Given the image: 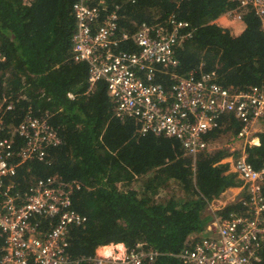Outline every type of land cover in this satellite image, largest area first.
Instances as JSON below:
<instances>
[{
  "label": "trees",
  "instance_id": "obj_1",
  "mask_svg": "<svg viewBox=\"0 0 264 264\" xmlns=\"http://www.w3.org/2000/svg\"><path fill=\"white\" fill-rule=\"evenodd\" d=\"M78 1L0 0L1 137L11 138L14 149H19L23 142L9 131L30 113L46 120L62 140L43 161L20 165L14 182L22 191L29 181L48 176L81 185L72 204L86 222L71 227L68 235L67 252L75 264H90L96 250L110 244H123L126 250L143 244V249L160 254L150 264H182L175 255L193 237L206 235L212 222L205 205L241 186L223 162L239 154L224 148L193 159L175 139L138 134L136 118L114 117L105 84L99 82L88 92V66L72 59L73 5ZM103 1L106 12L101 18L118 6L119 33L129 37L141 24L151 26L169 15L195 29V35L175 49L177 76L202 66L215 73L224 88L244 90L264 84V33L253 11L242 16V29L232 34L208 25L236 7L231 0ZM119 48L135 51L136 46L128 38ZM154 83L169 91L173 82L157 73ZM240 127L233 117L224 118L207 139L212 143L223 134L232 137ZM258 140V146H246L244 153L246 162L261 172L264 134ZM137 179L145 183L135 185ZM261 191L264 201V185ZM237 210L241 211L240 205L232 203L217 214L225 217ZM261 261L264 264V253Z\"/></svg>",
  "mask_w": 264,
  "mask_h": 264
},
{
  "label": "built area",
  "instance_id": "obj_2",
  "mask_svg": "<svg viewBox=\"0 0 264 264\" xmlns=\"http://www.w3.org/2000/svg\"><path fill=\"white\" fill-rule=\"evenodd\" d=\"M231 2L236 7L208 25L216 24L237 34L242 29V16L251 10L264 33V0ZM118 10L115 6L101 18L106 12L103 0L94 6L86 4V0L73 5L76 30L72 59L88 66V92L99 82L105 84L114 117L120 121L136 118L140 123L138 134L175 139L193 159L199 153L212 151L207 138L221 127L224 118L233 117L241 124L226 145L231 154L239 156L225 161L241 182L240 196L234 201L241 211H232L225 217L212 215L207 235L188 241L176 257L182 264H262L264 171L257 172L246 162L244 148L257 146L258 135L264 134V84L244 90L224 88L216 74L204 71L202 66L177 76L175 49L192 38L195 29L187 21L169 15L151 26L141 24L129 37L119 33ZM128 38L136 46L135 51L119 48ZM157 73L169 76L173 82L169 91L154 83ZM10 108V104L6 106V110ZM3 130L0 121V264H75L67 252L68 235L71 227H83L86 222L72 204L81 185L48 176L29 181L22 191L14 182L20 165L43 161L47 151L60 146L62 140L46 120L30 113L9 131L23 142L19 149H14L11 138L1 137ZM216 202L218 199L212 200L205 208L222 211L226 207L221 204L217 209ZM159 255L136 244L130 250L124 247L107 255L98 249L88 262L150 264Z\"/></svg>",
  "mask_w": 264,
  "mask_h": 264
},
{
  "label": "crops",
  "instance_id": "obj_3",
  "mask_svg": "<svg viewBox=\"0 0 264 264\" xmlns=\"http://www.w3.org/2000/svg\"><path fill=\"white\" fill-rule=\"evenodd\" d=\"M240 191H241L240 187L229 188L218 198V203L217 202L216 203L220 206L221 204H226V205L232 204V202L240 196ZM106 248H109V249L112 248V250L122 251L124 249V246L123 244H110L108 246L101 247L99 249V252L106 253L108 250Z\"/></svg>",
  "mask_w": 264,
  "mask_h": 264
},
{
  "label": "rangeland",
  "instance_id": "obj_4",
  "mask_svg": "<svg viewBox=\"0 0 264 264\" xmlns=\"http://www.w3.org/2000/svg\"><path fill=\"white\" fill-rule=\"evenodd\" d=\"M216 25V24H215ZM225 26L227 27L228 25L225 24ZM234 34V33H233ZM230 134H223L221 135L218 139L214 140L211 144H210V149L213 150H219L222 149L223 147L226 148V145L229 143V141L231 140L232 137H229ZM134 181L136 179H133ZM137 183L135 185H143L145 183V179H137ZM168 187H172V186H168ZM169 192H171V188L169 189ZM221 206H219L218 204H215V208L219 209ZM209 213H211L210 210H208ZM208 212H206L207 214H209ZM220 212V211H218ZM211 216V214H209ZM212 218V216H211ZM201 235L199 236H195V239L200 238ZM124 246V245H123ZM125 247V246H124Z\"/></svg>",
  "mask_w": 264,
  "mask_h": 264
},
{
  "label": "clouds",
  "instance_id": "obj_5",
  "mask_svg": "<svg viewBox=\"0 0 264 264\" xmlns=\"http://www.w3.org/2000/svg\"><path fill=\"white\" fill-rule=\"evenodd\" d=\"M234 136H235V135H234ZM234 136H232V138H233ZM232 138H231V139H232ZM257 146H258V145H257ZM223 149H224V148L219 149V150H223ZM228 158H229V157H228ZM228 158H226L223 162H224V163H227V162H225V161H226ZM228 164H229V163H228ZM229 167H230V166H229ZM229 170H230V169H229ZM230 171H231V170H230ZM234 201H235V200H234ZM234 201H233L232 203H234ZM215 204H216V203H215ZM226 206H227V205H226ZM206 211L208 212L207 209H206ZM218 211H221V210H214V211H211V213H209V212H208V213L211 214V216H212V215H216V216H218V214H217ZM218 217H220V216H218ZM212 220H213V216H212ZM209 225H210V224H209ZM209 225H208V226H209ZM208 226H207V227H208ZM206 231H207V228H206ZM206 235H207V234H206ZM206 235H203V236H201L200 238H202V237H204V236H206ZM200 238H198V239H200ZM198 239H195V238L193 237L191 240H198ZM99 249H100V248H99ZM97 250H98V249H97ZM97 250H96V251H97ZM171 256H172V255H171ZM175 257H176V255H175Z\"/></svg>",
  "mask_w": 264,
  "mask_h": 264
},
{
  "label": "bare ground",
  "instance_id": "obj_6",
  "mask_svg": "<svg viewBox=\"0 0 264 264\" xmlns=\"http://www.w3.org/2000/svg\"><path fill=\"white\" fill-rule=\"evenodd\" d=\"M106 249H108L107 252H106V253H103V254H106V255H107V254H110V253L112 252V248H111V249L106 248ZM108 251H109V252H108ZM115 251H116V250H115Z\"/></svg>",
  "mask_w": 264,
  "mask_h": 264
}]
</instances>
